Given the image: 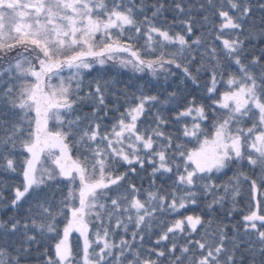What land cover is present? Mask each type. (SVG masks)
Segmentation results:
<instances>
[{
    "label": "snow or ice",
    "instance_id": "1",
    "mask_svg": "<svg viewBox=\"0 0 264 264\" xmlns=\"http://www.w3.org/2000/svg\"><path fill=\"white\" fill-rule=\"evenodd\" d=\"M0 264H264V0H0Z\"/></svg>",
    "mask_w": 264,
    "mask_h": 264
},
{
    "label": "trees",
    "instance_id": "2",
    "mask_svg": "<svg viewBox=\"0 0 264 264\" xmlns=\"http://www.w3.org/2000/svg\"><path fill=\"white\" fill-rule=\"evenodd\" d=\"M73 239H74V237H73Z\"/></svg>",
    "mask_w": 264,
    "mask_h": 264
}]
</instances>
